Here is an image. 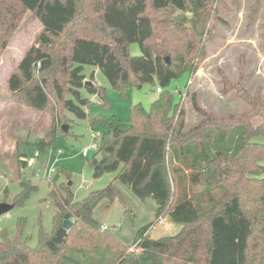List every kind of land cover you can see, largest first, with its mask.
Here are the masks:
<instances>
[{"label": "trees", "instance_id": "16d2710c", "mask_svg": "<svg viewBox=\"0 0 264 264\" xmlns=\"http://www.w3.org/2000/svg\"><path fill=\"white\" fill-rule=\"evenodd\" d=\"M261 1V0H260ZM264 1V0H263ZM227 0H0V53L26 14L41 24L36 43L10 75L9 90L17 104L53 113L55 104L78 119L88 117L86 90L102 100L106 89L87 86L86 65L98 67L111 88L126 95L132 86L159 89L150 107L130 106L128 129L116 116L90 120L108 131L90 162L99 179L116 177L141 200H155V222L140 228L133 247L103 230L98 207L121 200L114 182L77 201L69 185L53 186L50 197L57 210L54 227L38 232V244L24 237L27 220H18L17 233H3L0 264H264V97L239 83L226 82V93L251 107L240 117H219L199 106L204 116L184 132L182 98L175 103L171 84L192 77L215 31L218 10ZM192 13L188 19L187 14ZM177 14V15H176ZM175 16V17H174ZM140 46L133 56L130 44ZM59 110V111H60ZM259 120V122H256ZM51 140L36 141L17 159L15 176L23 203L35 186L19 174L36 151L40 153L65 134L52 123ZM37 149V150H35ZM28 159V160H27ZM165 217L181 226L174 235L154 239L150 229ZM73 222L69 230L64 221ZM75 256H80L78 261Z\"/></svg>", "mask_w": 264, "mask_h": 264}, {"label": "rangeland", "instance_id": "374dc122", "mask_svg": "<svg viewBox=\"0 0 264 264\" xmlns=\"http://www.w3.org/2000/svg\"><path fill=\"white\" fill-rule=\"evenodd\" d=\"M187 17L190 19L192 13L187 14ZM24 18L0 53V203L14 205L15 198L21 193L20 182L15 176L17 159L24 162L21 152L32 149L36 141H50L54 120L56 126H67L68 131L65 134L62 131L53 144L47 146L38 157H32L34 161L31 164L19 170L22 178L35 188L23 203L14 205L6 215L0 216V241L3 233L10 237L16 235L17 222L22 217L27 220L24 237L30 239L31 246L38 244L41 227L47 233L52 232L53 215L57 210L54 199L50 197L53 186L69 185L75 193V199L81 201L90 193L100 191L114 182L122 199H117L111 207H98L95 216L109 226L108 232L118 236L125 245L133 247L136 232L155 222L157 204L152 198L141 201L116 179L119 171L106 173L99 179L93 177L88 161L96 153L90 149L94 143L93 134L103 135L108 129L101 124L92 127L90 120L98 116H116L121 126L128 129L130 106L141 104L144 109L150 110L159 93L153 85L145 84L142 88L132 86L123 95L111 88L108 78L98 67L86 65L84 73L89 75L87 81H91L90 75L93 74L95 84L106 89L105 100L89 95L86 90L81 91V95L90 100L85 108L89 114L87 118L78 119L73 113L62 111L64 117L60 121L58 116L61 110L55 104H52L55 115L17 104L10 93L8 79L25 53L36 43L42 29L31 14H26ZM213 28L215 31L206 43L205 56L197 71L192 77L182 75L170 86L175 103L182 98L185 108L184 132H190L204 119L192 105L193 95L204 111L223 118L240 117L251 109L243 99L225 92L226 82H240L243 90L252 94L260 90L264 97V1L227 0L225 6L218 10V20L213 22ZM130 46L133 56L141 55L137 43ZM253 141L263 143L264 137L257 136ZM52 167H56V172L52 174L51 182L36 175H43ZM164 219L166 224L172 222L169 217ZM170 228L167 227L168 230ZM171 233L175 234V231ZM166 234V225L156 224L149 231L154 239ZM75 257L82 261L80 256Z\"/></svg>", "mask_w": 264, "mask_h": 264}, {"label": "built area", "instance_id": "2783aa9c", "mask_svg": "<svg viewBox=\"0 0 264 264\" xmlns=\"http://www.w3.org/2000/svg\"><path fill=\"white\" fill-rule=\"evenodd\" d=\"M156 91H157V93H160L159 89H157ZM101 137H102V135L100 133L99 134H93L94 143L90 146L91 150H94V151H98L99 150V147L101 145V142H100L101 141ZM59 153H61V152L59 151ZM39 155H40V152L36 151L34 157H38ZM33 161L34 160L32 158L29 159L28 160V164H31ZM55 172H56V167H52V168L46 170L43 175H39V174H36V175L38 177H42V178H44V179H46V180L51 182L52 174L55 173ZM87 187H89V185H87ZM159 224L162 225V226L166 225L165 220H161L159 222ZM102 229L108 231L109 230V226L106 225V224H103L102 225Z\"/></svg>", "mask_w": 264, "mask_h": 264}, {"label": "water", "instance_id": "95a60500", "mask_svg": "<svg viewBox=\"0 0 264 264\" xmlns=\"http://www.w3.org/2000/svg\"><path fill=\"white\" fill-rule=\"evenodd\" d=\"M86 85L87 86H94V84L90 81H86ZM64 132L68 131V127L67 126H63ZM13 204H8V203H0V216L2 215H6L10 210L13 209ZM73 222L71 220H66L64 221L63 227L66 230H69L70 227L72 226Z\"/></svg>", "mask_w": 264, "mask_h": 264}, {"label": "crops", "instance_id": "0c3cea01", "mask_svg": "<svg viewBox=\"0 0 264 264\" xmlns=\"http://www.w3.org/2000/svg\"><path fill=\"white\" fill-rule=\"evenodd\" d=\"M86 76H87L86 79L89 80V79H88L89 75L86 74ZM28 151H29V150H28ZM28 151H22L21 153L24 154V153H26V152H28ZM164 220H165V219H164ZM102 223H103V224H106V223H104V222H102ZM165 223H166V222H165ZM106 225H107V224H106ZM169 226L171 227L170 230L167 229V227H169ZM180 228H181V226H179V225H177V224H175V223H173V222H171V223H167V224H166V232H167V234H166L165 236L174 235V234L171 233L172 231H175V234L178 233V232L180 231ZM165 236H164V237H165Z\"/></svg>", "mask_w": 264, "mask_h": 264}]
</instances>
